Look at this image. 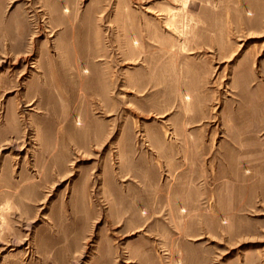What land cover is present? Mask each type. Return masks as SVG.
<instances>
[{
  "label": "rangeland",
  "instance_id": "rangeland-1",
  "mask_svg": "<svg viewBox=\"0 0 264 264\" xmlns=\"http://www.w3.org/2000/svg\"><path fill=\"white\" fill-rule=\"evenodd\" d=\"M0 264H264V0H0Z\"/></svg>",
  "mask_w": 264,
  "mask_h": 264
}]
</instances>
